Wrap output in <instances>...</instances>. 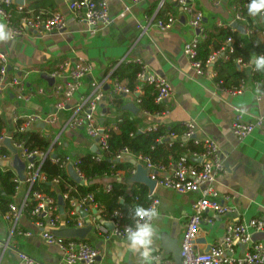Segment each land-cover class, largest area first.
<instances>
[{"label": "crops", "instance_id": "1", "mask_svg": "<svg viewBox=\"0 0 264 264\" xmlns=\"http://www.w3.org/2000/svg\"><path fill=\"white\" fill-rule=\"evenodd\" d=\"M20 1L30 9L44 10L49 15L56 11L63 13L67 19V27L61 32L54 31L44 35L27 32L14 37L13 40L0 43V51L8 57V71L0 84V117L5 122L2 133L7 138L12 137L13 147L18 150L15 146L18 142L13 133L19 130L22 115L39 113L46 116L55 113L56 118L53 121L36 123L28 130H38L46 136L51 145L56 146L52 149L53 154L70 157V163L65 168L72 177L70 168L76 170L74 161L84 154L97 152V149L93 150L95 146L85 128L73 129L68 126L74 106L81 97L92 93L93 81H102L111 71L112 77H118L122 83L129 86L128 77L120 78L114 71L118 67L137 64L136 62L141 60L150 71L170 81L173 88V95L167 102L170 114L165 118H156L145 113L141 106L135 103V93L116 95L112 99L105 97L99 103L95 114L100 123L109 124L119 118L129 117L136 119L141 128L148 129L153 125L183 127L187 122L193 121L197 138H210L218 144L223 154L225 172L219 177L217 185L223 196L230 197L226 203L233 207V211L226 214L210 211L207 214L212 217L213 224L200 225L196 243L201 250L207 251L212 245L222 241L229 222L249 220L253 217L264 219V127L255 129L244 139H239L232 128L237 113L235 107L240 108L242 118L246 121L264 115V89L254 79L253 66L249 65L248 61L245 67L240 68L233 59L245 74L242 80V94L232 96L218 86L220 79L216 65L227 61L226 59L220 58L211 63L205 76H196L190 60L184 53V45L192 39L197 30L189 23L192 13L185 11L178 0H144L138 3L133 0H108L112 23L94 31L90 25L76 19L65 0ZM237 3L238 0H192L193 8L203 12L208 32H212L216 26L228 27L231 24L238 32L237 36L233 35L234 41H238L242 47H248L251 54L256 53V46L251 41L252 35L247 34L241 23L235 21ZM14 15L17 21L20 15L16 11ZM170 16L174 17L173 26L166 30L160 29L157 22L167 21ZM0 22L6 23L1 15ZM228 37L229 35L224 33L216 35L211 45V53L225 46ZM258 37L264 42L263 34H258ZM79 57L89 62L91 69L81 79L74 95L66 99L65 109H57L56 105L64 102L65 97L58 94L55 88L68 80L69 72L65 69L62 75L57 77L52 73L66 62L74 63ZM227 73L228 71H224L225 75ZM20 87L24 89L21 90ZM110 87V82L105 85L106 93ZM180 137L181 135L176 134L170 141H177ZM1 147H5L10 153L0 160V168L13 170L15 178H18V181L15 180L18 182L17 191L10 204L13 203L22 209V212L18 220L13 222L6 217L10 205L6 210L0 207V264L20 262V254H26L42 264H68L63 250L58 245L45 241L42 236L44 228L66 239L88 241L100 251L98 264H138V255H133L123 247L125 237L113 234V214L111 219L101 217V209L97 204L88 206L87 210L85 207L81 208L79 211V216L85 221L82 227H76L74 220L73 225L68 224L67 213L69 216L72 208L67 211L63 194L60 198H63L65 204L62 206L59 198L57 213L60 216L55 227L49 226L47 218L33 215L32 209L26 210L33 202L31 189L25 180L29 159L23 157L18 150V157L25 164L22 179L17 169L16 155L5 144V140ZM126 156L122 162L133 166L130 176L127 175L128 170H121L110 177L100 176L97 180L104 185L105 190L108 183L112 184V181L118 180L127 183V194L131 193L137 183L145 184L150 195L154 193L151 196L152 201L153 197L159 199L157 211L160 213L159 217L152 221L157 229L154 255L159 259V264L167 258L176 261V256H181V242L188 217L199 194L178 193L156 183L151 188L145 182L149 173L143 161L134 153ZM41 173V180L37 181L43 182L46 177ZM57 183L54 181L55 189ZM92 215L97 216L107 227V232L96 229ZM122 215L121 211V217ZM39 221H43L45 226L41 227ZM123 222L122 226L130 225ZM89 225L92 229L84 238L61 235L66 229L86 228ZM263 238V233L253 235L254 241ZM248 247L237 243L232 255L239 257Z\"/></svg>", "mask_w": 264, "mask_h": 264}, {"label": "built area", "instance_id": "2", "mask_svg": "<svg viewBox=\"0 0 264 264\" xmlns=\"http://www.w3.org/2000/svg\"><path fill=\"white\" fill-rule=\"evenodd\" d=\"M71 11H73L75 17L79 22H85L92 27V30H96L99 27L107 26L112 23V17L109 11L108 0H65ZM138 3L144 0H133ZM180 6L187 12L192 13V17L189 21L190 25L197 30V33L188 40L184 45V53L188 57L191 63V67L196 76H205L207 69L211 63L217 61L220 58L229 60L232 54L235 52L234 36L230 35L227 38L225 46L221 47L210 53L205 62L200 59L199 49L201 42L207 37V24L205 23L204 14L200 10H195L192 5V0H178ZM20 16L17 21L14 19L15 11ZM0 15L6 20V23L11 31L14 32V37L23 35L27 32H36L40 34H49L54 31H63L67 27V19L61 12H52L51 15L44 10L30 9L25 6L20 0H0ZM264 17V14L261 15ZM252 18V17H250ZM256 20L257 18H252ZM235 21L241 23L240 25L245 29L247 34H263L264 27H249L248 16L243 13V7L237 5L235 8ZM174 24V17L170 16L167 21L159 20L157 26L160 29H170ZM232 31L236 28L231 24ZM242 46L240 43H238ZM256 46V43H254ZM235 63L240 68L245 67L246 62L242 57H235ZM140 65V69L136 76V83L134 88L122 83L118 77H112L113 71L107 75L102 81H93V91L90 95L83 96L79 99V102L74 106L73 113L68 120V126L73 129L85 128L87 134L90 136L94 146L97 149L95 157L102 159L104 151L108 149V139L111 132L119 131V123L121 118L117 119L113 123L104 124L100 123L98 117L95 114L99 103L105 99V97L114 98L116 95H128L135 93V103L141 106L142 96L146 92L147 86H153L156 91L155 102L160 105L162 109L155 111L143 110L145 113L155 116L156 118H165L170 114V108L167 106V102L173 95V88L170 81L166 78L159 77L156 73L149 70L148 66L141 60L136 62ZM67 69L68 80L63 84L56 86V92L62 94L65 97L64 102H60L56 105L57 109H65L66 99L73 96L77 91L81 79L89 73L91 64L85 59L79 57L74 63L70 64L66 62L61 65L59 69L54 71L53 76L57 77L62 75L64 70ZM8 71V57L5 53L0 51V84L5 79ZM253 71L254 66H253ZM218 81V86L228 92L230 95L242 94L244 91V82L236 87H226ZM111 83L109 92L104 90L107 83ZM23 90V87H20ZM21 97V96H20ZM237 111L234 118L232 128L234 133L239 139H244L252 131L257 128L264 127V115H258L251 121H246L242 118L240 108L235 107ZM56 118V114L42 115L39 113H30L22 115V123L19 125V130L24 131L36 123L39 122H51ZM158 126L153 125L148 129L141 128L140 131H148L157 129ZM176 134L170 133L169 138L167 136H161L160 141H170L171 137H175ZM7 138L3 135L0 137V148L2 142ZM12 139V137H11ZM181 145L186 147L189 141H193L195 145L199 146V149H191L186 147L185 152L176 160L172 159L170 165H164L161 163H155L148 156L139 155V160L143 161L145 167L148 169L149 177L154 180L156 184L170 188L178 193H191L197 192L199 194L196 202L193 204V211L188 217L187 227L184 233V237L181 242L180 255L182 262L180 264H264V238L262 240L254 241V233L264 234V219L261 217H253L249 220H243L238 222H229L226 226L224 238L219 243H216L210 247L209 250H201L196 243L200 225L203 223L213 224L211 216L207 215L210 211L215 214H226L233 211V207L226 203L229 200L228 195H222L218 188L219 177L225 172V162L223 160V154L218 144L210 138L199 139L197 138L196 125L193 121H189L185 124V131L180 137ZM174 140H172L173 142ZM21 155L28 158V164L26 169V182L31 189L32 199L35 202L31 213L33 215L42 216L47 218L48 224L51 227H55L59 221V205L57 201L49 194L41 191H32V186L37 180H41L43 175L40 171L42 162L49 157L53 162H61L63 166H67L70 163V157L62 161L59 156L53 154L54 144L50 145L49 149L44 152L41 150L29 151L24 142L15 143ZM133 153L129 147L125 146L121 148L113 158L114 161H120L128 154ZM5 154H0V160L4 158ZM77 173L86 181L84 175L77 167V161H74ZM18 181V178H15ZM58 182V179L54 180ZM113 185L108 183L106 186L107 191H111ZM154 193H151L153 196ZM64 199H68L72 205V210L69 213V219L71 218L76 223V227H82L84 219L79 216L81 208L89 209L87 206L96 205L94 203V194L88 193L80 198H70L68 193L63 194ZM159 199L153 197L152 203L149 205L157 206ZM1 205V198H0ZM86 209V210H87ZM22 209L17 208L13 203L10 204V209L6 213V217L10 221H17ZM77 216V217H75ZM114 218V230L113 234L121 237H125V228L130 225H121V211L116 210L113 213ZM98 231L107 232V227L101 223L97 216H91ZM68 222V220H67ZM38 224L44 227L43 221H39ZM29 233V232H27ZM42 236L47 243L58 245L64 252L65 261L68 264H75L82 262L85 264H98L97 259L100 255L99 249L91 245L88 241L75 238H63L55 235L51 230L42 231ZM237 243H242L247 246V250L239 257L232 255L234 246ZM0 245L2 242L0 241ZM20 262L16 264H42L36 259L26 255L20 254ZM161 264H179L172 259H164Z\"/></svg>", "mask_w": 264, "mask_h": 264}, {"label": "trees", "instance_id": "3", "mask_svg": "<svg viewBox=\"0 0 264 264\" xmlns=\"http://www.w3.org/2000/svg\"><path fill=\"white\" fill-rule=\"evenodd\" d=\"M250 0H238V6L243 7V13L248 16L249 27H263L264 17H257L256 20L250 18L247 13V4ZM214 29V30H213ZM208 32V37L204 40L199 49L200 59L205 62L208 55L211 53V45L213 38L224 33L226 35H238V32L232 31V27H218L216 26ZM251 41L256 43V53L264 54V42L258 37V34L251 36ZM235 43V52L231 58L227 61H221L216 66L218 67V79L222 80L226 87H236L241 84L244 79V72L234 63L235 57H242L245 62L249 61L251 52L248 47H242ZM140 69V65L131 64L124 65L116 68L114 73L120 78L128 77V83L131 88H134L136 82V76ZM224 71H228L225 75ZM254 79L264 89V73L254 71ZM1 77V74H0ZM157 91L153 86H147L146 92L142 96L141 108L143 110L155 111L162 109L160 105L155 102ZM5 126L4 120L0 117V137L3 136L2 130ZM119 132H111L108 139V149L104 151L102 159H97L95 154L87 153L77 158V167L80 172L86 178V183L80 184L75 182L72 177L68 174L65 166L61 162H53L47 157L41 164L40 171L45 174L46 180L43 182L35 181L32 186V191L41 190L50 196H52L58 203L59 198L62 194L68 193L70 198H80L87 195L88 193L94 194V203L97 204L98 208L101 209V217L107 219L112 218V214L120 209L123 213L121 217V223H127L130 225L134 224L132 219L131 210L135 205H142L148 207L152 201V197L149 193V189L145 184H135L130 194H127L128 185L126 182L114 180L112 181L113 189L106 191L102 183L97 178L100 176H112L121 170H128L127 175L130 176L131 169L133 166L130 163L114 161L113 158L118 151L127 146L137 156L143 155L148 156L155 163H161L164 165H170L171 160L179 158L186 147L191 149H199L198 145H195L193 141H189L186 147L181 145L180 140L177 141H160L161 136H167L170 133L182 135L185 131L183 127L168 128L165 125H160L157 129L140 131L141 126L138 121L133 118H125L119 123ZM13 137L17 142H24L25 147L29 151L41 150L46 152L51 141L38 130L26 129L24 131L17 130L13 133ZM56 147V146H55ZM10 152L5 148H0V154H9ZM62 155V154H61ZM60 156V155H59ZM67 157L60 156L62 161L66 160ZM15 172L11 169L0 168V198L1 205L4 210L8 208L11 203L12 196L16 193L18 182L15 181ZM58 179L57 188L53 187L54 180ZM34 206V201L31 202L30 206L26 210H31ZM67 211L72 208V205L68 199H66ZM88 207V206H87ZM10 209V208H9ZM68 224L73 225V220L68 216Z\"/></svg>", "mask_w": 264, "mask_h": 264}, {"label": "clouds", "instance_id": "4", "mask_svg": "<svg viewBox=\"0 0 264 264\" xmlns=\"http://www.w3.org/2000/svg\"><path fill=\"white\" fill-rule=\"evenodd\" d=\"M246 7L248 15L252 18L264 14V0H250ZM13 39L14 32L6 23L0 22V43ZM248 63L254 66L255 71L264 73V54H251ZM131 215L134 225L125 228L123 247L133 255H138V264H159V259L154 255L157 229L152 221L157 219L160 213L155 206L135 205Z\"/></svg>", "mask_w": 264, "mask_h": 264}, {"label": "water", "instance_id": "5", "mask_svg": "<svg viewBox=\"0 0 264 264\" xmlns=\"http://www.w3.org/2000/svg\"><path fill=\"white\" fill-rule=\"evenodd\" d=\"M48 79H49V77H48ZM5 144L8 145L10 147V149L13 151V153L16 155L15 159H16V162H18L17 169L19 171L20 177L22 179H24L25 164L19 159L18 150L12 146L10 138L5 139ZM95 149H96V147H94L93 150H95ZM70 174H71L72 178L75 180V182L80 183V184L85 183L84 179L72 167L70 168ZM145 182L148 183L151 188L154 187V185H155V181L151 180L149 177H146ZM60 204L62 206H64L65 203L63 201V198H60ZM61 210L63 212V207H61ZM91 229H92V227L90 225L87 226L86 228H69V229H66L65 231H63V233H61V235L62 236H68V237L84 238L90 232ZM176 262L179 264L182 262L181 256L180 257L176 256Z\"/></svg>", "mask_w": 264, "mask_h": 264}, {"label": "rangeland", "instance_id": "6", "mask_svg": "<svg viewBox=\"0 0 264 264\" xmlns=\"http://www.w3.org/2000/svg\"><path fill=\"white\" fill-rule=\"evenodd\" d=\"M125 159L127 158V156L124 157Z\"/></svg>", "mask_w": 264, "mask_h": 264}]
</instances>
